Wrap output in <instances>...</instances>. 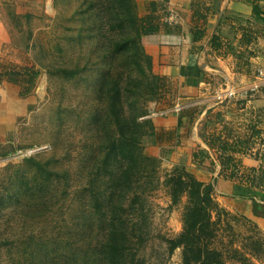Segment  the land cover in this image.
Here are the masks:
<instances>
[{
    "label": "rangeland",
    "instance_id": "obj_1",
    "mask_svg": "<svg viewBox=\"0 0 264 264\" xmlns=\"http://www.w3.org/2000/svg\"><path fill=\"white\" fill-rule=\"evenodd\" d=\"M41 6L30 21L38 30L32 52L25 48L18 57L20 67L39 74L33 103L17 132L0 143V264H105L114 220L128 237L127 264H182L183 250L170 254L168 245L183 232L187 205L183 198L171 206L166 180L174 170L151 157L144 178L117 188L104 164L116 132L112 95L119 93L122 117L139 122L152 116L154 103H172L170 93L164 86L152 91L142 53L137 58L133 47L124 49L135 31L118 26L110 0H45ZM41 147L49 149L38 152ZM213 220L211 247L226 264H264V241L253 225L230 213H214Z\"/></svg>",
    "mask_w": 264,
    "mask_h": 264
},
{
    "label": "crops",
    "instance_id": "obj_2",
    "mask_svg": "<svg viewBox=\"0 0 264 264\" xmlns=\"http://www.w3.org/2000/svg\"><path fill=\"white\" fill-rule=\"evenodd\" d=\"M44 1L0 0V143L17 132L33 103L24 95L27 67L18 57L25 48L32 52L28 46L38 30L30 26ZM135 3L144 25L155 29L141 41L151 72L166 80L164 91L173 100L154 103L149 113L182 105L179 113L143 119L149 122L145 154L162 168H184L212 185L219 206L253 225L264 241V87L252 91L257 69H264V0ZM170 12L177 15L175 24L165 22ZM17 72L20 78L12 76ZM227 83L239 95L217 104L213 94Z\"/></svg>",
    "mask_w": 264,
    "mask_h": 264
},
{
    "label": "trees",
    "instance_id": "obj_3",
    "mask_svg": "<svg viewBox=\"0 0 264 264\" xmlns=\"http://www.w3.org/2000/svg\"><path fill=\"white\" fill-rule=\"evenodd\" d=\"M110 2L118 10L117 16L120 18L118 26L121 28L132 27L135 31L133 37L125 42L124 49L129 48V46L133 47L134 56L137 58H141L142 53L151 75V59L144 51L141 41L143 36L155 31V29L146 27L138 17L135 0H110ZM14 19L18 25L20 18L15 17ZM216 40L214 39L215 48H219L220 45L216 43ZM64 73L74 74L73 71ZM21 75L22 73L17 72L12 76L20 78ZM24 75L27 77L24 79L28 84L24 95H29L39 74L37 71L31 72L30 69L26 68ZM152 75L150 77L152 79L150 82V85L153 86L152 91L165 87L166 80L164 78ZM118 96L117 91L112 95L109 109V115L114 122L116 132L107 148L104 164H107V168H110L107 169V174L110 176L109 180L115 182L117 188H130L135 181L144 178L148 168L154 164L153 159L144 154L142 146L143 139L147 136L148 131L141 134V130L143 127L148 129L149 122L139 121V123L138 116L132 118L122 117ZM156 160L159 162L158 159ZM28 163L34 166L37 171H40L46 180L52 178L54 173L45 169L42 164L34 160H28ZM166 185L170 188L172 207L179 206L182 199L187 198V205L182 219L183 232L179 237L168 241L169 253L173 254L176 249L181 248L183 250L182 264H226L222 252L213 249L210 243L215 236L213 227L217 222L213 220L214 213L228 214L214 200L213 186L200 182L184 168L174 169V172L168 175ZM110 228L106 237L105 264H127L129 242L127 235L121 232L122 223H116L114 220Z\"/></svg>",
    "mask_w": 264,
    "mask_h": 264
},
{
    "label": "built area",
    "instance_id": "obj_4",
    "mask_svg": "<svg viewBox=\"0 0 264 264\" xmlns=\"http://www.w3.org/2000/svg\"><path fill=\"white\" fill-rule=\"evenodd\" d=\"M160 3L162 4H169L171 0H158ZM177 15L174 14L173 12H170L168 16L165 17V22L169 23V24H175L177 22ZM256 82H254L252 91H256L262 87H264V69H257L256 71ZM239 95V91L236 87H234L233 85L227 83L223 86H221L219 89H217L215 91V93L213 94V99L214 102H216L217 104H223V103H227V102H231L233 100H235ZM168 111L170 112H175V113H179L182 111V105H175L174 107H172V109L169 110H163V111H159V112H153L152 116H162L165 115L166 113H168ZM49 148L48 147H41L38 149V152L40 151H47ZM33 154V151L27 152L26 155H31Z\"/></svg>",
    "mask_w": 264,
    "mask_h": 264
}]
</instances>
